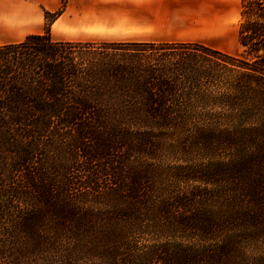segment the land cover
I'll return each instance as SVG.
<instances>
[{
	"label": "trees",
	"instance_id": "trees-1",
	"mask_svg": "<svg viewBox=\"0 0 264 264\" xmlns=\"http://www.w3.org/2000/svg\"><path fill=\"white\" fill-rule=\"evenodd\" d=\"M243 6L238 54L0 44V259L264 264V0Z\"/></svg>",
	"mask_w": 264,
	"mask_h": 264
},
{
	"label": "crops",
	"instance_id": "crops-1",
	"mask_svg": "<svg viewBox=\"0 0 264 264\" xmlns=\"http://www.w3.org/2000/svg\"><path fill=\"white\" fill-rule=\"evenodd\" d=\"M245 1L0 0V44L48 31L54 41L198 42L230 52Z\"/></svg>",
	"mask_w": 264,
	"mask_h": 264
},
{
	"label": "rangeland",
	"instance_id": "rangeland-1",
	"mask_svg": "<svg viewBox=\"0 0 264 264\" xmlns=\"http://www.w3.org/2000/svg\"><path fill=\"white\" fill-rule=\"evenodd\" d=\"M241 20L242 18L238 21V38H237V41L235 44H230L229 47L231 49L230 52H227V53H231V54H238L240 51H241V46H240V42H239V29H240V24H241ZM12 261L11 258H8V257H2L0 259V264H4V263H10Z\"/></svg>",
	"mask_w": 264,
	"mask_h": 264
}]
</instances>
